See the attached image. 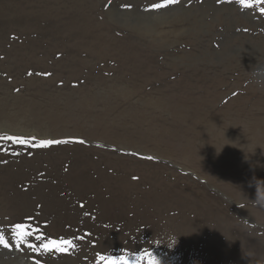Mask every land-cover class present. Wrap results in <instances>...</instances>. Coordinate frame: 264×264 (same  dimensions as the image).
Segmentation results:
<instances>
[{"label": "rangeland", "instance_id": "374dc122", "mask_svg": "<svg viewBox=\"0 0 264 264\" xmlns=\"http://www.w3.org/2000/svg\"><path fill=\"white\" fill-rule=\"evenodd\" d=\"M162 2L0 0V97L21 95L43 104L58 100L44 110L48 115L59 111L64 118L72 112L61 101L88 103L89 110L80 115L87 126L74 132V120L67 118L64 123L71 130L65 136L53 133L54 140L98 149L129 162L131 169L140 168L133 178L155 174L162 189L183 193L182 200L169 199L173 217L171 211L158 217L149 200L134 213L114 210L117 216L100 226L103 237L95 238L101 240L100 249L96 242H88L87 236L93 239L94 234L83 232L81 226L71 228L72 236L48 234L29 226L35 217L21 219L22 223L0 217V237L9 245L0 244V264H109L117 257L128 264H149L150 259L158 264H264V214L258 216L264 201L253 200L246 191L255 177L264 176V40L259 41L264 37L260 12L264 4L245 8L239 0H177L162 9L152 8ZM252 33H258V43L251 36L244 39ZM238 102L245 103L243 110L236 109ZM97 117L102 118V127L112 128L114 138L86 137ZM223 131L243 140V146L217 149ZM255 133L262 139L256 151L244 141ZM42 140L33 137L26 142L40 145ZM0 144L8 147L4 139ZM214 153L215 160L202 165V156ZM11 161L2 162L0 177L6 165L15 163ZM65 170L67 174L71 167ZM41 174L37 179L43 180ZM225 178L246 197L226 191ZM27 182L22 180L19 187L32 188ZM55 182L63 188L59 191L72 192L58 178ZM197 186L210 201L183 210L192 226L180 235L187 221L174 219L182 216L178 203L189 207L197 203ZM74 196L75 208L82 213L92 210L88 200ZM105 196L112 198L109 192ZM148 214L153 218L143 221ZM16 224L25 226L23 242ZM239 225L241 230L235 228ZM226 226L232 228L222 230ZM53 240L70 245L63 251L53 245L45 250ZM79 243L88 244L90 257H83L85 262H63L66 251Z\"/></svg>", "mask_w": 264, "mask_h": 264}, {"label": "bare ground", "instance_id": "6f19581e", "mask_svg": "<svg viewBox=\"0 0 264 264\" xmlns=\"http://www.w3.org/2000/svg\"><path fill=\"white\" fill-rule=\"evenodd\" d=\"M250 36L252 37V40H255L258 43V33L247 35L245 34L244 39L249 38ZM263 40L264 37L259 38L260 42H262ZM55 101L58 100H50L47 103L43 104L40 101H36L35 98H25L21 95L0 97V140L4 139L6 141V145H8V147L6 148H0V167L3 165L2 162H7L8 160H12L11 162H15L6 165V172L4 171L5 176L3 175V177H0V217L4 218L5 216H11V218L14 219L16 223L24 222L20 221L24 218L35 217L34 223L31 222V220L27 222L29 226H39L35 228H40L47 233L49 232L48 234L58 233L72 236L71 233L73 231L71 232V228L74 229L75 227L77 228L81 226L83 232L84 230H88L91 234H94L93 239L90 238L91 235L87 236L88 242H94V244L97 243L98 249H100L101 240L98 239L97 241L95 238L98 236L103 237V228L100 229V226L103 225L105 227L104 220H108L111 217L113 218V216H117L116 213H113L114 210H119L120 213H134L136 212V210L144 209L143 203L149 200V203L151 205L154 204L156 206V213L158 217L166 215L165 213L163 214V211H165L166 213L171 211L172 213L170 214L173 217L174 213L172 209V202L169 201V199L171 198L173 200H182L183 193L180 190L174 192L167 191L164 187L162 189L161 184L157 182L158 178L155 174H151V176L142 174L138 178H133V176H136V172L139 173L140 168L135 167L134 169H131V164H128L129 162H126L124 160H117L107 155H102V151L93 149L91 147L83 148L82 145L79 146L76 144H59L46 147L37 145L35 143H27L26 140L33 137L43 140H54L53 133H59L65 136L67 134L65 132L71 130L68 129V126L64 123L67 118H71V120H74L73 126L74 128H76L72 129V131L74 132L79 130L78 127L82 128L83 126H85V119L81 118L82 116L80 115H82L83 112L89 110L88 103L78 102L76 104L72 103V101L70 100H60L61 102L66 104V107H69L70 111L72 112L70 115H68L67 118H64L62 114H58L59 111L56 109L55 111H58V113L48 112L50 115L45 113L46 110H44V108H46V105H56ZM236 107V109L238 110H243L245 108V103L243 105L238 102ZM101 115L102 113L100 114V116ZM96 120V122H93V124L87 128V131L85 133L86 137L90 139H97L102 138V135L104 134L108 138H114L116 134H114L112 128L109 129L108 126L102 127V118L97 117ZM57 122L62 124V126H57ZM254 126L252 125L251 127ZM254 132L255 131H253V133ZM259 136L260 135H258V133H255L252 138L245 139V145L250 147L252 146L251 148L255 147V145L258 144V139H261L259 138ZM8 137H19L23 139L25 143H16L15 140H9ZM218 138L219 139L217 140L219 141V146H217V149H234V145L240 147L243 143V140L230 136L225 132L219 134ZM30 147L32 148V150L29 151ZM253 150H258V147H255ZM4 151H6V153H3ZM15 151H19V153L17 154ZM54 151H58L59 153L55 154ZM20 152L23 154H20ZM34 153L38 158L33 157ZM96 154L98 156H94ZM214 156L215 153L214 155L204 154L202 156V165H207L212 162ZM63 165L64 167H62ZM67 166H70L71 170H67L68 173L65 174L64 171H66L65 168ZM44 168H46L47 171H45ZM62 168L64 169V173L62 172ZM1 170L3 171V169ZM40 174L41 178H43L44 181L37 179L38 177H40ZM92 175H95L96 177H91ZM229 176H233V173L228 174V177ZM57 178L61 180L60 184H62V186H65L70 189V191H72L69 195L66 194L64 190L59 191V189L63 188H60L58 182H55ZM25 179L29 181L27 183H32V188L19 187L20 182ZM254 179L255 180H253L252 186L246 188V191L253 197V200L255 199L258 202L264 201V176L262 177V175L260 174ZM226 181V185L224 184L226 191L231 192L232 194H238L243 198L246 197L241 192V189L237 186V184H231V181H229L228 179H226ZM101 185L102 189L100 190L99 188ZM142 186L145 187V192L141 191V189L143 190ZM185 186L187 187V185ZM153 187L155 188V191H153ZM147 189H149L150 192H147ZM195 190L198 191L197 195L195 196L198 199L197 203H195L191 207H189L190 205H186V203H183L182 201H179L178 203V208L182 216L174 219L181 220V218H185L187 221V226H184V228H182V233H180V235L190 232V227L192 226V222L190 223L189 219L185 217L187 214L186 212H183V210L185 208L195 209L196 207L202 205V200H206L207 202L210 201V199L208 198V194H206L203 189L198 187ZM178 191L179 194L177 193ZM255 191L257 193H255ZM108 192L112 194V198L110 200H106V197H109L105 196L108 194ZM74 193L76 194V196H74ZM72 194L74 197L79 196L88 200L87 203L89 207H92V210L82 213L80 211V208H75V202H73ZM38 200L41 203L39 202L40 205L35 206L33 203ZM81 201L79 202V206L81 203H83ZM39 206L41 207V209L37 210L39 209ZM83 207L85 208V205ZM254 211H256V209H254ZM260 211L263 213L258 214V216L264 214V210ZM147 212H153V210ZM33 213H35V215ZM200 213L201 212L199 211L198 214ZM208 213L210 214V212ZM151 217L153 218V216L148 214V217L143 218V221L146 222ZM191 217L192 216L190 215V218ZM44 222L47 223L43 226L42 223ZM232 225L233 224L231 223L230 226ZM230 226H226L222 230H230V228H232ZM86 227L87 229H84ZM235 228H240V230L242 229L240 225ZM241 233L243 234L244 232ZM233 240L237 241L235 239ZM141 246H143V244H141ZM72 249H74V247ZM87 250L88 244L79 243V246L74 250L66 251V257H64V259L66 260H64L63 262H75L80 260L82 262H85L83 257H90L91 254L87 252ZM234 252L235 250L233 251V253ZM220 256L222 255L220 254Z\"/></svg>", "mask_w": 264, "mask_h": 264}, {"label": "snow or ice", "instance_id": "6c2138e0", "mask_svg": "<svg viewBox=\"0 0 264 264\" xmlns=\"http://www.w3.org/2000/svg\"><path fill=\"white\" fill-rule=\"evenodd\" d=\"M177 3V0H163L162 3H154L152 5V8L154 10L162 9L165 7H168L170 5H174ZM239 3L243 5L245 8H251L253 4H264V0H239ZM126 8H130L131 5H126ZM260 12L262 15H264V8L260 9ZM9 140H15L16 143L23 144L25 141L19 137H8ZM61 141L59 140H42L40 141L41 146L46 145H52V144H60ZM82 143V142H81ZM151 159V158H149ZM15 231L20 236L21 240L20 242H23L24 237L27 235V233L24 231L25 226L23 224H16L14 226ZM0 244H2L5 248H7L9 245L6 243L2 237H0ZM53 245L56 247L57 251H63L65 245H70L69 241L61 240L59 242L57 241H49L48 244L44 245L45 250L49 249V246ZM31 247V246H30ZM139 259V257H137ZM109 264H128V261L124 257H117L115 259H112L109 261ZM149 264H158V262L154 261V259H150Z\"/></svg>", "mask_w": 264, "mask_h": 264}]
</instances>
